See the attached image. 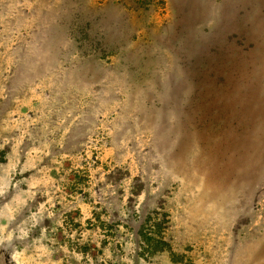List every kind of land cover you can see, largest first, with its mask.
<instances>
[{
	"label": "rangeland",
	"instance_id": "1",
	"mask_svg": "<svg viewBox=\"0 0 264 264\" xmlns=\"http://www.w3.org/2000/svg\"><path fill=\"white\" fill-rule=\"evenodd\" d=\"M0 264H264V0H0Z\"/></svg>",
	"mask_w": 264,
	"mask_h": 264
}]
</instances>
